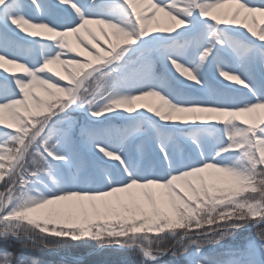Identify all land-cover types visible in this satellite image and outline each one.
I'll return each mask as SVG.
<instances>
[{
    "label": "snow or ice",
    "instance_id": "1",
    "mask_svg": "<svg viewBox=\"0 0 264 264\" xmlns=\"http://www.w3.org/2000/svg\"><path fill=\"white\" fill-rule=\"evenodd\" d=\"M258 110L264 0H0V244L264 264Z\"/></svg>",
    "mask_w": 264,
    "mask_h": 264
},
{
    "label": "trees",
    "instance_id": "2",
    "mask_svg": "<svg viewBox=\"0 0 264 264\" xmlns=\"http://www.w3.org/2000/svg\"><path fill=\"white\" fill-rule=\"evenodd\" d=\"M5 249L8 251L14 252L16 255L30 256L32 259L38 260L40 264L43 263V261H50L53 264L66 263V261L70 262L71 260H74V259H68V258H72L71 256L85 257L89 255L90 253L92 254H90L87 258H85L86 261L89 259L96 258L97 256L98 257L102 256L101 258L103 259H111L112 257H110L109 254L121 256L117 253H111V252L101 254L99 252H94L95 249L93 248H73V247L62 248V249H59L53 252L28 253V252H22V250L19 249V246H5L3 244H0V251H3ZM61 257H64V258L60 259ZM122 257L123 256H121V258ZM115 258H112V259H115Z\"/></svg>",
    "mask_w": 264,
    "mask_h": 264
},
{
    "label": "rangeland",
    "instance_id": "3",
    "mask_svg": "<svg viewBox=\"0 0 264 264\" xmlns=\"http://www.w3.org/2000/svg\"><path fill=\"white\" fill-rule=\"evenodd\" d=\"M157 23V22H156ZM114 40V39H113ZM10 71L14 72V70L12 68H10ZM16 71V70H15ZM145 103L142 108V110L140 109V111H145L146 110V107L148 106H154V105H151V103H156V100H154L153 98H146L144 100ZM118 124L120 123L119 121H116ZM2 190V189H0ZM110 257L112 258H115V259H103L101 258L102 256L100 257H96V258H93V259H89V260H79V259H74V260H71L73 262H68L66 261L67 264H120V262L124 259L123 257L121 258V256H118V255H114V254H109ZM119 257V258H118ZM64 257H61L60 259H62ZM68 259H73V258H68ZM165 260H170V259H173L172 257H166L164 258ZM41 264H53L52 262L50 261H43V263ZM58 264H63V263H58Z\"/></svg>",
    "mask_w": 264,
    "mask_h": 264
},
{
    "label": "bare ground",
    "instance_id": "4",
    "mask_svg": "<svg viewBox=\"0 0 264 264\" xmlns=\"http://www.w3.org/2000/svg\"><path fill=\"white\" fill-rule=\"evenodd\" d=\"M138 7H140V8H144V7H146V5H138ZM243 15H244V14L242 13V14H241V17H240V18H237L236 25H233V26H238V25L240 24V20H241V18L243 17ZM258 19H259V18H258ZM156 22H157L161 27L167 26V23H168L166 17H164L162 14H157V20H156ZM246 22H250V21H246ZM38 31H39V30H38ZM41 34H42V35H47V33H41ZM113 42H118V41H115V39H114ZM74 46H75V45H74ZM5 67H9V68H11V67L8 66V65H5ZM52 67H53L54 70H59L58 66H56V65H53ZM12 69L14 70V72L18 71L17 69H14V68H12ZM15 70H16V71H15ZM145 99H146V98L134 102V106L136 107V109H137L138 111H140V109L142 110L143 107H141V105H144V104H145V103H143ZM153 99L156 100L155 98H153ZM158 103H159V101L156 100V103H151V105H156V104H158ZM126 115H127V114H126ZM257 115L264 116V110H258ZM113 123H114V124H117L116 121H114Z\"/></svg>",
    "mask_w": 264,
    "mask_h": 264
}]
</instances>
